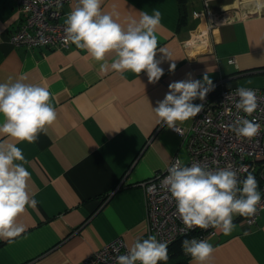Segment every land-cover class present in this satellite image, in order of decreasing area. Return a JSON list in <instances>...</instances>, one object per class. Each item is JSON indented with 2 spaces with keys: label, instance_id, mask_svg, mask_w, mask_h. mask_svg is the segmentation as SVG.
I'll return each mask as SVG.
<instances>
[{
  "label": "crops",
  "instance_id": "1",
  "mask_svg": "<svg viewBox=\"0 0 264 264\" xmlns=\"http://www.w3.org/2000/svg\"><path fill=\"white\" fill-rule=\"evenodd\" d=\"M206 1L216 14L225 12L228 22L210 31L205 50L199 51L207 20L195 14L205 0H104L103 11L118 13L125 27L141 12L161 13L158 48L171 59L161 63V79L150 83L145 72L111 70L114 54L106 57L104 74L74 44L60 50L13 45L10 36L21 14L16 0H0V83L11 78L46 86L57 111L56 121L35 143L0 134V141L23 150L29 192L37 201L17 218L26 231L11 242L0 240V264H85L118 238L131 248L147 229L143 182L177 157L189 160L188 139L158 124L154 112L168 85L191 73L201 81L205 75L213 83L224 80L226 89L264 88V10H255V0ZM77 6L73 0L65 10ZM245 218L234 217L229 235L218 228L207 264H264V209L252 226ZM189 264L196 262L192 258Z\"/></svg>",
  "mask_w": 264,
  "mask_h": 264
},
{
  "label": "clouds",
  "instance_id": "2",
  "mask_svg": "<svg viewBox=\"0 0 264 264\" xmlns=\"http://www.w3.org/2000/svg\"><path fill=\"white\" fill-rule=\"evenodd\" d=\"M104 0H78V6L65 20V43L71 42L78 49L86 50L100 64L101 73L109 71L106 57L114 54L110 69L123 74L145 72L150 83H157L164 75L160 66L163 60L171 59L163 47L158 48L157 29L161 13L153 10L150 15L141 12L139 19L129 18L125 27L118 22V13H105ZM255 10H264V0H255ZM157 53L163 54L157 58ZM175 70V64L170 71ZM169 91L163 100L157 101L154 112L158 124L180 132L178 122L196 117L204 104H196L198 98L204 101L214 85L207 75L203 81L188 78L168 85ZM235 95L237 111L246 116H237L231 128L237 136L253 138L258 135L260 125L251 116L258 108L256 92L239 87ZM231 98V95L227 99ZM49 88L39 84L26 83L23 79L0 83V134L14 138L17 142L35 143L39 134L46 133L47 127L57 119ZM23 150L17 143L0 141V240L13 241L26 231L17 218L27 207L35 208L37 201L30 195L28 182L30 171ZM168 175L162 186L170 192L176 202L177 212L189 228H220L225 235L235 229L234 217L251 216L257 211L262 200L258 181L254 174L246 172L241 179L238 172L229 165L227 168L210 170L207 166L194 163L185 165L177 157L167 168ZM182 247L196 264H207L215 252L207 240L184 239ZM168 244L155 235L137 239L124 255L117 257V264H167Z\"/></svg>",
  "mask_w": 264,
  "mask_h": 264
},
{
  "label": "built area",
  "instance_id": "3",
  "mask_svg": "<svg viewBox=\"0 0 264 264\" xmlns=\"http://www.w3.org/2000/svg\"><path fill=\"white\" fill-rule=\"evenodd\" d=\"M72 1L16 0L21 23L18 30L11 34V43L15 46L49 47L54 50L70 47L71 42L65 43V20L72 10L67 11L65 8ZM195 15L200 21L207 20V25L201 31L203 37L198 45L199 51H203L206 48L205 44L209 42L207 37L210 31L228 22V17L225 12L216 14L206 0L203 11ZM229 62L236 64L235 58H230ZM213 85V90L208 92L204 101L198 98L194 101L196 104L203 103L204 107L201 113L191 118L190 126H178L180 132L174 129L182 138L188 139L189 160L183 163L188 166L199 163L210 170L227 168L231 165L241 179L247 175L246 172H240L241 166H246L248 172L257 175L261 180L259 190L262 193V200L257 205L255 214L245 218L246 223L252 226L256 224L264 209V88H250L256 92L258 108L247 118L254 119L260 125V130L257 136L246 138L237 136L231 128L237 116H246L235 108V101L238 100L235 95L237 88L223 89L214 93L218 86H224V80ZM229 95L231 98L227 99ZM167 168L157 172L142 184L148 217L143 239L155 235L168 246L181 238H196L210 242L217 236L218 228L201 229L194 226L193 229H189L184 224L177 212L175 200L162 186L164 178L168 175ZM129 249L126 242L118 238L91 254L84 263L117 264V257L126 254ZM183 254L191 258V255L185 254L184 250Z\"/></svg>",
  "mask_w": 264,
  "mask_h": 264
},
{
  "label": "trees",
  "instance_id": "4",
  "mask_svg": "<svg viewBox=\"0 0 264 264\" xmlns=\"http://www.w3.org/2000/svg\"><path fill=\"white\" fill-rule=\"evenodd\" d=\"M223 89H226L225 86H218L217 89L214 90V93H218ZM255 177L258 181V185H259V189H260L261 180L258 178L257 175H255ZM242 217H246V216H240V218H242ZM184 239H186V238H181L178 241H176L175 243L168 246L169 260L167 261V264H189V260L192 259V257L187 258L183 254L182 241ZM160 264H163V262H160Z\"/></svg>",
  "mask_w": 264,
  "mask_h": 264
},
{
  "label": "bare ground",
  "instance_id": "5",
  "mask_svg": "<svg viewBox=\"0 0 264 264\" xmlns=\"http://www.w3.org/2000/svg\"><path fill=\"white\" fill-rule=\"evenodd\" d=\"M70 11V10H69Z\"/></svg>",
  "mask_w": 264,
  "mask_h": 264
}]
</instances>
